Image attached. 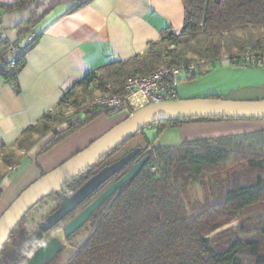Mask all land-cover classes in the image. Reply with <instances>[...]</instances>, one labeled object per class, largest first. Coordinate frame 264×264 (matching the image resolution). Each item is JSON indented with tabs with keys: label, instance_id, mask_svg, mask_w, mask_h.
Instances as JSON below:
<instances>
[{
	"label": "trees",
	"instance_id": "trees-1",
	"mask_svg": "<svg viewBox=\"0 0 264 264\" xmlns=\"http://www.w3.org/2000/svg\"><path fill=\"white\" fill-rule=\"evenodd\" d=\"M92 1L13 0L0 2V8L3 11L29 9V16L14 26L20 38L32 32V28L55 7L66 5L65 12L70 13ZM182 2L184 19L179 33L175 34L167 26L158 40L148 44L143 54L113 60L86 73L41 120L23 130L17 146L27 150L37 139L50 133L39 150L44 152L100 114H115L95 106L86 108L83 116L78 117L74 113H66L64 108L75 106L82 98L104 90L107 84L120 90L128 78L147 75L164 60L170 65H180L223 54L238 60L248 50L260 61L235 63L264 66V0ZM36 39L34 36L24 54L16 60L15 72L8 68L7 62L2 64L0 76L5 81H16L24 65V56ZM9 46V39L0 36V59ZM196 74L197 71H194L186 76L193 79ZM193 118L221 119L177 118L150 125L161 130L169 123L176 125ZM61 124H65V127L58 130ZM125 142L63 184L59 192L67 195L73 193ZM146 146H151L147 163L92 214L90 218L94 221L88 236L69 255L66 264H242L237 254L243 250L254 257L255 264H264V237H236L229 243L214 245L208 237L210 232L229 223L241 210L264 202V129L189 140L179 145H154L149 142ZM18 157L12 150L4 152V169L18 162ZM153 162L157 163V167ZM152 166L155 170H152ZM235 166L241 167L242 171L236 172L233 169ZM4 169H0V181L5 175ZM222 171H231L232 176L224 199L190 217L175 181ZM52 195L58 198V192L45 198ZM25 216L4 244L0 264H26L32 252L43 243L41 232L33 236L28 232L23 224Z\"/></svg>",
	"mask_w": 264,
	"mask_h": 264
},
{
	"label": "crops",
	"instance_id": "crops-1",
	"mask_svg": "<svg viewBox=\"0 0 264 264\" xmlns=\"http://www.w3.org/2000/svg\"><path fill=\"white\" fill-rule=\"evenodd\" d=\"M66 7H55L32 28L37 39L25 54L15 83L0 76V167L2 155L8 150L23 156L28 165L20 170L18 161L6 169L3 167L0 214L37 176L63 162L125 116L100 114L44 152L39 150L50 133L24 150L17 146L23 130L41 120L86 73L113 60L143 54L150 42L161 37L165 27L179 33L184 19L182 0H93L70 13L65 12ZM0 16L8 39L18 41L14 26L29 16V9L0 8ZM7 59L6 52L0 59V68ZM171 126L177 127L179 137L171 145H179L189 140L261 130L264 121L189 119L167 125ZM64 127L61 124L57 129ZM12 173L14 176L10 178Z\"/></svg>",
	"mask_w": 264,
	"mask_h": 264
},
{
	"label": "water",
	"instance_id": "water-1",
	"mask_svg": "<svg viewBox=\"0 0 264 264\" xmlns=\"http://www.w3.org/2000/svg\"><path fill=\"white\" fill-rule=\"evenodd\" d=\"M192 117L264 119V99L181 98L168 102L150 103L136 109L131 115L125 116L87 146L41 174L19 192L0 214V254L16 225L37 202L49 194L58 192L59 204L40 221L39 228L42 232L52 229L105 186L97 196L64 224V236H71L109 197L138 174L145 165L148 155L132 162L141 152L140 146L135 147L117 159L102 165L69 195L59 192L63 184L116 149L145 126L168 119ZM119 173L121 174L116 179L108 183ZM62 247L61 239L52 236L32 252L26 264H45L51 261Z\"/></svg>",
	"mask_w": 264,
	"mask_h": 264
},
{
	"label": "rangeland",
	"instance_id": "rangeland-1",
	"mask_svg": "<svg viewBox=\"0 0 264 264\" xmlns=\"http://www.w3.org/2000/svg\"><path fill=\"white\" fill-rule=\"evenodd\" d=\"M177 89L179 95L176 100L181 98L187 99L209 97L210 95H217L220 98L236 100L264 99V66L260 64L240 65L236 63H226L221 60L210 61L205 63L203 67L197 71V74L193 79H188L186 74H182ZM64 110H66L65 112H67L69 110V107L65 106ZM123 114L124 112H119L111 116H120ZM221 119L234 120L233 118ZM235 120L264 121V119ZM176 128L177 127L174 126H166L160 130L155 125H148L142 131H139L135 136L125 142V144L121 146L114 154H112L106 161L117 159L128 149L135 146H145L149 142L153 143L154 145L176 144L179 139V137H176ZM106 130H104L102 133H104ZM102 133H100L99 135H101ZM95 138H93L92 140H94ZM87 145L88 144H86L85 146ZM81 149L82 148H80L79 150ZM234 159L236 160L237 157L234 156ZM18 161H20L21 165L20 170H24L26 167H28L26 161L23 159V156H19ZM152 164L157 167L156 162H153ZM0 168H3V164H1ZM233 169L238 173L242 171V168L238 166H235ZM152 170H155V168ZM231 171H222L219 174L211 172L194 177L189 176L185 180L179 178L177 181H175V186L180 192L187 206L188 214L190 217L195 216L197 213L203 211L206 208H211L224 199L226 186L228 185V182L232 177ZM13 176L14 173L9 174L10 178ZM39 176H37L36 178H38ZM104 187L105 186H103L100 190L93 194L91 198L84 202L82 206L79 207L78 211L83 208L89 201H91L95 196H97ZM57 203L58 198L56 195H52L43 200H40L26 214L23 220V224L27 228L31 236H33L35 233L41 232L43 242L52 236H56L61 239V241L63 242V247L58 251L57 255L51 260L49 264H66V260L69 255L88 236L94 220L93 218H89L88 221H86L75 233H73L69 237H65L63 233V226L71 217H73L78 212L76 210L70 216L59 222L52 229L46 232H42L39 228L40 221L45 218L52 210H54V208H56ZM97 214H99V212ZM263 230L264 202L241 210L238 214L235 215L233 219L229 221V223L223 225L215 231L210 232L208 237L210 239V243L214 245L219 242L229 243L236 237L261 238L264 237ZM237 257L240 259L242 264H255L254 257L247 251H241L237 254Z\"/></svg>",
	"mask_w": 264,
	"mask_h": 264
},
{
	"label": "built area",
	"instance_id": "built-area-1",
	"mask_svg": "<svg viewBox=\"0 0 264 264\" xmlns=\"http://www.w3.org/2000/svg\"><path fill=\"white\" fill-rule=\"evenodd\" d=\"M0 36L8 38L2 27L1 16ZM33 38V33L29 32L20 37L18 41L9 40L10 46L7 50L8 59L6 62L12 72H15L16 60L24 54L26 46ZM217 60L226 63H235L238 61L240 64L260 61L258 56L248 50L238 60L225 54L211 59H195L180 65H170L167 60H164L151 73L128 78L124 87L120 90L111 84H107L104 90L96 92L92 96L82 98L75 106H69V110L66 113H74L76 116L82 117L86 108L90 109L95 106H101L113 113L124 112V116H129L136 109L146 104L176 100L178 98L177 86L182 74L198 71L205 63ZM149 149H151V146ZM152 169H154V166H152Z\"/></svg>",
	"mask_w": 264,
	"mask_h": 264
},
{
	"label": "flooded vegetation",
	"instance_id": "flooded-vegetation-1",
	"mask_svg": "<svg viewBox=\"0 0 264 264\" xmlns=\"http://www.w3.org/2000/svg\"><path fill=\"white\" fill-rule=\"evenodd\" d=\"M135 147H137V146H135ZM135 147H132V148H130V149H128L127 151H125L123 154H125L126 152H128V151H131L132 149H134ZM141 147V152L134 158V160L132 161V162H134V161H136V160H138L139 158H141L142 156H144V155H148V158H149V147H147L146 145L145 146H140ZM122 154V155H123ZM121 155V156H122ZM112 161V160H111ZM147 161H148V159H147ZM147 161H146V163H147ZM110 162V161H109ZM109 162H107V161H105L104 162V164L103 165H105V164H107V163H109ZM145 163V164H146ZM121 173H119V174H117V175H115L110 181H108V183H110L111 181H113L114 179H116L119 175H120ZM107 183V184H108ZM80 206H82V204L81 205H79L73 212H75L76 210L78 211V209H79V207ZM57 207V206H56ZM55 209V208H54ZM73 212H71L68 216H70ZM67 216V217H68ZM66 217V218H67ZM65 219V218H64ZM63 219V220H64Z\"/></svg>",
	"mask_w": 264,
	"mask_h": 264
}]
</instances>
